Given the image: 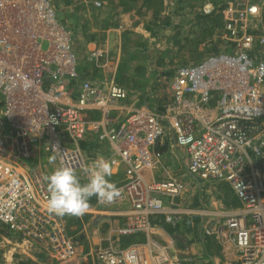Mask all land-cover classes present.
Listing matches in <instances>:
<instances>
[{
  "label": "built area",
  "instance_id": "2783aa9c",
  "mask_svg": "<svg viewBox=\"0 0 264 264\" xmlns=\"http://www.w3.org/2000/svg\"><path fill=\"white\" fill-rule=\"evenodd\" d=\"M198 12L221 18L223 48L178 65L161 107L126 109L129 91L114 76L79 70L73 28L53 0H0V252L11 253V264L28 252L76 264L68 220L47 211L43 170L28 161L55 156L58 167H72L84 182L99 159L82 146L91 135L108 142L107 161L123 169L115 184L121 196L112 203H127L131 213L116 234L146 236L89 250L95 264H168L169 245L151 236L153 220L162 215L176 226L185 176L230 186L238 212L207 220L202 231L230 245L236 264H264V0H200ZM105 55L93 48L85 61L97 68ZM91 111L99 118H87ZM166 136L185 151L184 171L148 180L144 172L161 166L157 143Z\"/></svg>",
  "mask_w": 264,
  "mask_h": 264
},
{
  "label": "crops",
  "instance_id": "0c3cea01",
  "mask_svg": "<svg viewBox=\"0 0 264 264\" xmlns=\"http://www.w3.org/2000/svg\"><path fill=\"white\" fill-rule=\"evenodd\" d=\"M182 1L164 0V10L156 18L148 13L136 14V9L141 6L140 0L103 2L101 5L109 7L116 18L108 20L103 25L90 24L89 38L81 33V44L78 45L76 42L79 70L83 73L90 72L89 74L93 76H114L115 81L129 91L127 99L123 102L126 109L132 104L140 103L161 107L170 98L169 87L174 78L175 69L172 70L169 79L164 82L162 77L166 73L161 71L168 69L167 60L154 62L150 55L153 48L158 49L162 42L165 43V39H161L154 33L163 28L169 33L176 23L187 19H192L191 22L195 23L198 12L190 9L192 5L187 4L188 0L181 3ZM83 13H88L90 20L94 19V16L86 9ZM199 19L196 20L199 21ZM205 19L199 23L200 26L204 24L210 26V18ZM213 34H215L214 31ZM170 43L179 47L189 44L178 37L169 39L167 44L170 45ZM93 48L106 52L105 60L97 68L85 61L87 52ZM124 50L127 52L125 55ZM201 58H196L190 63H195ZM85 116L97 119L99 113L91 111L85 113ZM112 117L114 121L120 120L119 110L113 111ZM82 144L89 155L105 160H109L112 156V150L107 141H99L91 135L87 136ZM157 148L163 153L161 166L145 171L146 179H159L168 175L181 174L184 171L185 151L175 147L171 138L164 137L157 143ZM49 160L50 158L45 154L40 153L28 163L32 167L39 165L43 170V175L46 176L50 171L52 172L53 167H58L55 161L49 163ZM111 167L114 174L110 179L114 178L112 183L117 184L123 178V169L117 165ZM183 181L185 190L176 199L178 207L175 211L180 215L176 226L165 223L162 215L153 220L154 227L151 236L169 245L170 261L168 264H188L187 260L190 264H236V255L230 245L220 246L213 237L202 231V226L207 220H221L238 212L240 203L233 190L224 181L196 183L189 176L183 177ZM130 213L131 209L125 202L102 204L93 197L83 216H66L77 243L76 264H95L88 255V251L97 246H105L109 242L119 245L121 235H117L115 230L125 222ZM10 256V252H0V264H11L12 256ZM21 261L26 264H54L39 252H28Z\"/></svg>",
  "mask_w": 264,
  "mask_h": 264
},
{
  "label": "rangeland",
  "instance_id": "374dc122",
  "mask_svg": "<svg viewBox=\"0 0 264 264\" xmlns=\"http://www.w3.org/2000/svg\"><path fill=\"white\" fill-rule=\"evenodd\" d=\"M183 1L181 3H183ZM97 2L98 1L96 0H53L58 17L63 20L66 25L73 28V48L76 54V42H78V45L81 44V33L84 37L89 38L90 24L103 25L108 22V20L116 18V15L112 14L109 7L101 5L102 3L100 2L98 4ZM189 3L192 5L190 9L198 12L200 0H188L187 4ZM85 9L94 16V19L90 20V17H88V13H83V10ZM198 13L197 16L200 17V19L196 17V19H199V21L195 19V23L191 22L192 19H187L176 23L175 27H173L172 25L171 27H173V30L169 33L165 32V28H163L159 32L158 30H156V32L154 33V35L160 36L161 39H165V43L162 42L161 46L158 49L157 47L153 48V52L150 55L153 58L154 62L159 60H161L162 62L166 60L168 61H166V64H169V66H167L168 69L163 68L164 70L161 71L162 73H166L162 77L164 82L169 79L172 74V70L175 69L176 65L178 66L181 64L190 63L191 61L196 60V58H201L210 53L217 52L223 48V45L221 43L222 40H220L221 38L219 37V32H217L218 28H210V30L212 31H209V29H206V27L209 28L208 25L204 24L200 26L199 24L203 20H206V17L213 19L216 17V15L203 16ZM213 31L215 32V34H213ZM212 34L213 37H211ZM177 37L181 40H185L189 44H185L181 47L174 44L172 45L171 43L170 45L167 44L169 39L171 40ZM98 43H100L99 40ZM141 50L143 51V48ZM123 54L125 55L127 54V52L124 50ZM124 55L122 56L123 58ZM154 66L156 67V64ZM54 169L55 167H53V170ZM110 180L111 182H113L114 178ZM2 234H4V232L0 227V236Z\"/></svg>",
  "mask_w": 264,
  "mask_h": 264
},
{
  "label": "clouds",
  "instance_id": "9594fccd",
  "mask_svg": "<svg viewBox=\"0 0 264 264\" xmlns=\"http://www.w3.org/2000/svg\"><path fill=\"white\" fill-rule=\"evenodd\" d=\"M52 156L49 163L55 161ZM87 179L82 182L77 172L69 166H60L47 174V211L59 217L83 216L91 198L98 203L110 204L121 196L118 187L111 182L113 170L109 161L99 158L86 169Z\"/></svg>",
  "mask_w": 264,
  "mask_h": 264
},
{
  "label": "trees",
  "instance_id": "16d2710c",
  "mask_svg": "<svg viewBox=\"0 0 264 264\" xmlns=\"http://www.w3.org/2000/svg\"><path fill=\"white\" fill-rule=\"evenodd\" d=\"M100 3L107 2L111 3L114 0H96ZM127 1H136V0H127ZM141 1V6L136 9V14L137 15H142L144 13H148L152 15V17L156 18L157 15H159L163 10H164V0H140ZM210 26L209 28L206 27V29L210 28H220L222 26L221 23V18L216 15L215 18L210 19ZM207 34V33H206ZM145 240V235L141 232L133 233V234H126V235H121L119 238V245L120 246H125L129 243H134V242H142ZM18 264H26V262L19 261Z\"/></svg>",
  "mask_w": 264,
  "mask_h": 264
}]
</instances>
